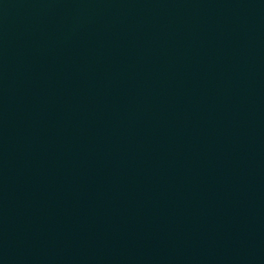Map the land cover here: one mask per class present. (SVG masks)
<instances>
[{
	"label": "water",
	"instance_id": "95a60500",
	"mask_svg": "<svg viewBox=\"0 0 264 264\" xmlns=\"http://www.w3.org/2000/svg\"><path fill=\"white\" fill-rule=\"evenodd\" d=\"M264 209V0H0V250Z\"/></svg>",
	"mask_w": 264,
	"mask_h": 264
}]
</instances>
